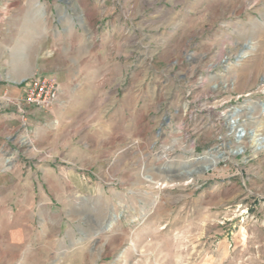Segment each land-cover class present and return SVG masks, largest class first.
I'll use <instances>...</instances> for the list:
<instances>
[{
  "label": "rangeland",
  "instance_id": "rangeland-1",
  "mask_svg": "<svg viewBox=\"0 0 264 264\" xmlns=\"http://www.w3.org/2000/svg\"><path fill=\"white\" fill-rule=\"evenodd\" d=\"M36 50L69 103L0 135V264H264V0H0L4 77Z\"/></svg>",
  "mask_w": 264,
  "mask_h": 264
},
{
  "label": "crops",
  "instance_id": "crops-1",
  "mask_svg": "<svg viewBox=\"0 0 264 264\" xmlns=\"http://www.w3.org/2000/svg\"><path fill=\"white\" fill-rule=\"evenodd\" d=\"M25 48H27V45H25ZM41 49V48H40ZM47 56L44 58L43 56V51L36 50L35 59L34 62H29L28 60V70L30 74L28 76L23 77L19 79L18 81L11 80L10 78H5L3 75L2 69H0V135L3 133H8L11 131H14L17 126H16V120L18 118V115L14 112L6 111L5 109H10L11 105L6 101V98H13V99H18L22 96V86H20L18 83L19 81L32 76L33 74H39V75H50L53 76L59 86H60V92L58 95V99L56 103L50 108L47 113L51 115L54 118L57 117V113L59 112L60 109H64V106L68 105V98L63 96V93H65L64 89L69 87L68 83L70 82L69 80V72L72 73L71 69L69 68V63L68 60L70 59L65 57V59H59L57 55H59V52L56 53L55 56V51L49 50L47 53H45ZM25 56H27V53L25 52ZM30 56V54H29ZM73 57H71L72 59ZM72 61H74L72 59ZM1 63V59H0ZM73 64L72 62L70 65ZM34 110L30 111L31 116L34 118L39 117L41 112L39 110L33 108ZM31 118V117H30ZM29 121V120H28ZM22 124V123H21ZM28 124V122H27ZM31 125V124H29ZM51 156H53V149H51ZM0 152H1V146H0ZM1 161V158H0ZM43 163H40L39 168L42 167ZM50 166L53 165L52 162L49 163ZM1 172V169H0ZM30 179H33L34 183H38L39 180H41V176L37 169L35 170V173L32 174L30 173Z\"/></svg>",
  "mask_w": 264,
  "mask_h": 264
},
{
  "label": "built area",
  "instance_id": "built-area-1",
  "mask_svg": "<svg viewBox=\"0 0 264 264\" xmlns=\"http://www.w3.org/2000/svg\"><path fill=\"white\" fill-rule=\"evenodd\" d=\"M22 86V96L18 99L6 98L15 107L22 126L26 129L28 108L49 110L56 103L60 92L57 80L50 75L33 74L18 83Z\"/></svg>",
  "mask_w": 264,
  "mask_h": 264
},
{
  "label": "bare ground",
  "instance_id": "bare-ground-1",
  "mask_svg": "<svg viewBox=\"0 0 264 264\" xmlns=\"http://www.w3.org/2000/svg\"><path fill=\"white\" fill-rule=\"evenodd\" d=\"M245 131V130H244ZM250 131V135L252 136V146H254L255 148L259 149V148H264V139L262 137H260L261 133L255 131L254 129H250V130H246V132ZM245 132V133H246ZM240 136H243V132L241 133ZM240 140V137H237ZM238 150V149H237ZM205 158H208L210 160V165H215L218 162V157L214 156V155H205ZM210 166L208 165H204V169H209ZM151 179V177H150Z\"/></svg>",
  "mask_w": 264,
  "mask_h": 264
}]
</instances>
